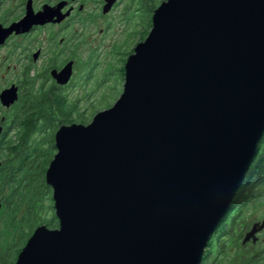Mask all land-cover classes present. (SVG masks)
Instances as JSON below:
<instances>
[{
  "label": "water",
  "instance_id": "1",
  "mask_svg": "<svg viewBox=\"0 0 264 264\" xmlns=\"http://www.w3.org/2000/svg\"><path fill=\"white\" fill-rule=\"evenodd\" d=\"M263 134L264 0L163 1L119 99L56 132L59 226L36 228L15 264H200Z\"/></svg>",
  "mask_w": 264,
  "mask_h": 264
},
{
  "label": "flooded vegetation",
  "instance_id": "2",
  "mask_svg": "<svg viewBox=\"0 0 264 264\" xmlns=\"http://www.w3.org/2000/svg\"><path fill=\"white\" fill-rule=\"evenodd\" d=\"M122 3L123 0H115L104 12L107 0H0V51H7L3 59L10 62L5 68L0 65V73H19L16 79L0 87V149L7 146L5 139L12 133L15 139L12 146L20 138L24 112L35 93L55 89L77 101L69 94L80 63L77 27L107 19ZM26 18L32 23L27 32L8 31ZM69 64L71 77L67 84L61 85L55 75ZM9 89L16 90L17 99L8 107L1 102V94ZM3 162L4 158L0 160V169ZM200 264H264V134L229 211L208 241Z\"/></svg>",
  "mask_w": 264,
  "mask_h": 264
},
{
  "label": "trees",
  "instance_id": "3",
  "mask_svg": "<svg viewBox=\"0 0 264 264\" xmlns=\"http://www.w3.org/2000/svg\"><path fill=\"white\" fill-rule=\"evenodd\" d=\"M165 0H160V2ZM138 7L139 25L134 26L130 37L137 40L136 43L143 41L149 34L152 28V16L154 10L158 7L157 0H132ZM137 2V3H136ZM145 21L148 22L147 25ZM141 33V36L140 35ZM97 84H99L97 82ZM79 101H74L68 98L64 92L55 89L35 93L30 98V103L24 112V120L21 123V136L16 140L13 146H6L0 149V154L4 155L0 169V206L16 208V215L23 213L20 218V231L16 230L15 240L0 248V251L8 246H17L15 256L10 260L9 257L0 256V264H15L16 259L22 247L33 234L36 228L45 225L50 229H56L59 226V219L56 216V211L51 214V217L42 215L44 201L50 197L51 187L46 183V171L50 162L53 160L57 152L55 147V133L64 125L89 124L85 115L78 113ZM40 134L38 140H34V136ZM36 134V135H35ZM34 135V136H33ZM41 139V140H40ZM51 150L54 152L52 154ZM23 181L26 185V193L17 199L6 194V188L17 181ZM53 196V195H52ZM49 199L52 202L53 198ZM8 198V199H7ZM11 199L14 203L11 205ZM19 212V213H18ZM5 250L3 252H7Z\"/></svg>",
  "mask_w": 264,
  "mask_h": 264
},
{
  "label": "rangeland",
  "instance_id": "4",
  "mask_svg": "<svg viewBox=\"0 0 264 264\" xmlns=\"http://www.w3.org/2000/svg\"><path fill=\"white\" fill-rule=\"evenodd\" d=\"M162 2L157 0L158 6ZM137 10L138 7L135 2L123 0V3L107 19L95 21L94 24L88 27H77L79 32L77 54L80 63L75 84L72 86L69 94H72L79 101L78 113L84 114L89 123L98 112L110 108L123 92L125 64L137 44V40H133L131 37L127 39L132 30L135 29L134 26L139 25L140 20L138 19ZM147 23L145 21L146 25ZM141 33L139 36H141ZM6 53V50L0 51V65L4 64V68L10 63L7 59H3ZM18 75L19 73L15 71L11 74H7L6 72L0 73V87L8 81L16 79ZM13 137L14 134L12 133L5 139L7 146H12L15 141ZM33 138L34 140H38L40 135L38 134ZM51 152L54 154L52 150ZM3 158L4 155L0 154V160ZM5 192L7 195L14 193L13 197L17 199L15 203H18L21 200L20 198L26 193V185L23 181L19 180L9 185ZM52 195L53 189L51 190L50 197L44 201L43 206L45 209L42 210V215L46 217H51V214L55 212L54 205L52 208V202L49 201ZM12 203L14 202L12 201L11 205H13ZM16 210L13 206L9 208L0 206V248H5V246L15 240L17 236L16 230L21 234L18 220H20L23 213L18 212L19 215L15 216ZM19 245L8 246L6 249L0 251V256H7L12 260ZM5 250L8 251L3 252Z\"/></svg>",
  "mask_w": 264,
  "mask_h": 264
}]
</instances>
